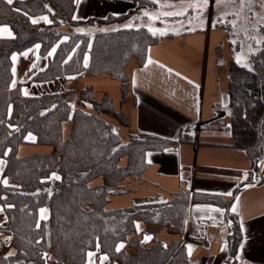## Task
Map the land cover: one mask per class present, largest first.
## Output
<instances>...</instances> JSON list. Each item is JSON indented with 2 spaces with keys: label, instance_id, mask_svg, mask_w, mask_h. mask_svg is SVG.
<instances>
[{
  "label": "trees",
  "instance_id": "1",
  "mask_svg": "<svg viewBox=\"0 0 264 264\" xmlns=\"http://www.w3.org/2000/svg\"><path fill=\"white\" fill-rule=\"evenodd\" d=\"M128 1L136 4L129 13L155 6L149 0ZM74 7L75 0H15L12 4L0 0V25L9 26L13 33L11 39L0 38V158L6 161L3 177L8 181L7 185L0 181V206L5 214L0 264H85L89 251L115 264H188L178 241L140 244L135 240L126 246L130 254L116 251L119 243L135 234L136 222L180 235L187 193L161 204L104 209L123 179L143 172L146 152L163 150L171 142L132 131L123 138L113 130L108 116L126 119L106 96L97 100L89 88L24 96L19 84H11V55L38 44L41 55L52 48L54 52L32 81L105 74L119 82L124 98L126 63L135 58L141 65L147 48L160 37L143 26L89 35L85 29L92 20L75 21ZM39 15H47L50 24H33L30 18ZM249 61L251 69L233 60L228 63V129L232 146L243 150L254 167L264 153V44ZM63 122L69 123L66 137ZM29 135L33 144L48 145L51 151L17 157L18 147L27 143ZM194 197L227 208L228 202L219 197ZM43 207L49 211L44 221L38 219ZM226 218L234 219L227 238L233 258L241 233L237 218L227 212ZM5 235L11 236L7 245L2 241ZM9 252L15 255L9 257Z\"/></svg>",
  "mask_w": 264,
  "mask_h": 264
},
{
  "label": "crops",
  "instance_id": "2",
  "mask_svg": "<svg viewBox=\"0 0 264 264\" xmlns=\"http://www.w3.org/2000/svg\"><path fill=\"white\" fill-rule=\"evenodd\" d=\"M193 3L198 4L200 0H155L151 9L129 13L136 4L128 0H75L73 19L92 20L85 29L89 35L130 28L127 25L143 26L152 34L159 35L160 39L147 48L141 65L135 58L126 63L124 98L119 82L105 74H79L44 82L32 81V77L47 67L54 52L52 48L43 56L38 44L11 55V84H19L24 96L68 90L78 92L84 88L91 89L97 100L105 95L126 119L127 128H120L125 134L132 131L171 142L163 150L146 152L145 168L135 180L139 183L134 188L135 196L129 198L136 205H144L165 203L179 193L188 194L182 233L171 235L161 228V231L156 230L159 233L156 234L157 240L168 243L178 241L185 245L190 264H225L229 258L227 238L230 234L225 218L227 212L237 218L241 232L240 244L231 261L234 264H264V182L247 181L252 171L251 161L243 150L232 146L228 129V63L233 60L239 66L251 69L250 56H245L248 66L239 64L243 62L244 54L234 52L235 44L237 41L239 45L244 43V37L236 40L228 36L223 26L211 27L209 22L199 30L178 34L162 31L164 23L175 26L187 16H166L164 13L195 12L194 8L188 7ZM144 12L149 15L145 16ZM119 16L126 17L115 19ZM33 19L37 21L35 24H50L47 15L31 17V22ZM2 28L9 29L11 36L9 32H0L1 39L13 38L9 26L0 25ZM248 28L246 23L242 24L239 35H243L244 30L248 33ZM68 132L69 123L63 122V137ZM183 135L185 138L181 140ZM32 142L33 136L29 135L27 143L18 147L17 157L51 151L48 145ZM5 166V159L0 158L1 182L4 181ZM241 184L244 185L233 195ZM194 196H217L222 202H228L227 208ZM126 205L125 199L117 197L112 198L106 208ZM0 209L3 208L0 206ZM41 209H46V213L42 214ZM48 217V209L40 208L39 220H47ZM4 221L5 214L0 211V225ZM136 230L141 232V236L153 232L151 225L142 222L136 223ZM86 264H96L92 254Z\"/></svg>",
  "mask_w": 264,
  "mask_h": 264
},
{
  "label": "rangeland",
  "instance_id": "3",
  "mask_svg": "<svg viewBox=\"0 0 264 264\" xmlns=\"http://www.w3.org/2000/svg\"><path fill=\"white\" fill-rule=\"evenodd\" d=\"M209 2H210L209 5L203 9H199L197 11V9L194 8L195 12L189 11V12L185 13L184 15H187V16L182 18L181 22H178V24L175 26H172L170 24L166 25V23H164L163 26H161L162 31L166 32L168 30L169 32H172L174 34H176V33L178 34V33H181L183 31L199 30V29H203V26L205 27L208 24V22L210 23L211 27L221 28L223 26V29H225V31L228 33L229 37L230 36L235 37L236 40H238L239 38L243 39V37H244L245 42L242 43L241 45H239V41H237L238 43H236V44L234 43L235 49H236V50H234V52H237L239 55H241V53L244 54L243 55L244 56L243 62H238V63L242 64L244 66H248V63L245 59V56L246 55L251 56V55L255 54L262 47V43L264 44V19H261L262 17H264V7H261L260 0H246V3L243 7H241L239 0H221L219 5H217L216 0H209ZM182 9H184V7L180 8V10H182ZM177 11H179V10H177ZM253 14H255L253 19H251V20L247 19V17L252 16ZM187 19L190 21H187ZM244 23H246L249 27L248 33H247V30H244L242 32L243 35H239L240 26L242 24L244 26ZM246 33L248 35H246ZM156 36L159 37V35H156ZM253 37L255 39H253ZM257 40H260L261 42L258 44V43H256ZM103 96H105V95H103ZM116 112H118V111H116ZM108 120L112 124L113 130L116 131L117 133H119L123 138H126V134L123 131V129L127 128V126H128L127 122H124L122 118L119 121V119L117 120V119L110 117V116H108ZM120 128H123V129L120 130ZM188 132H190V130ZM141 174H142V172H141ZM141 174L137 177H140ZM137 177H126L125 179H123L121 182V188H119V191L116 192L115 194L109 196V198H108V202H109L112 198L121 197V198L126 200L128 205L122 206V207H115V208L107 209L106 208V205L108 203L107 202L104 206V209L109 211V210H113V209L131 207V206L136 205L133 202H130L129 198L135 196L134 195L135 194L134 188H136V186L139 184V183L135 182V180L136 181L138 180ZM263 178H264V162H262V160H261L260 162H258L256 164V166L252 167V171L249 174V176L247 177V181H254L256 183H262ZM209 197H211V196H209ZM214 197H217V196H214ZM188 200H189V198H188ZM169 202H171V201H169ZM209 202H211V201L209 200ZM157 204H161V203H157ZM185 213H186V209H185ZM225 218H226V216H225ZM184 219H185V216H184ZM226 219H227V223L230 226V234H231V229L233 228V225H234V221H233L234 219L233 218H226ZM136 223H135V234H132L130 236V238H128L125 241V243L121 242L116 246V249H117L121 244L124 245V247L120 249V252L127 253L126 252V249H127L126 246H128V244L130 242H133L135 240L138 241V243L140 242V244H144V243H141L143 235H150L151 234L153 237L155 236V238H152L151 242L152 241H159V240H157V235H156V234L159 235V233L156 232V230H160L161 228H163V229L165 228V227H160V226H156V225H151V227L153 228V232H149L148 234H142V236H141V234H140L141 232H138L136 230ZM144 224H146V223H144ZM183 224H184V222H183ZM147 225H149V224H147ZM165 229L167 230V228H165ZM182 230H183V228H182ZM167 232H168V230H167ZM168 233L171 234L170 232H168ZM230 234H229V236H230ZM8 237H11V236L5 235L2 238V241L5 245L9 244V242L11 241V239L10 240L7 239ZM151 242H149V243H151ZM149 243H147V244H149ZM166 243H168V242H166ZM179 246L184 248V250L186 251L185 253H186L187 259L189 261V256H188L189 254L187 253L186 246L181 244V243H179ZM131 250L132 249H128V252H131ZM117 253H119V251H117ZM89 254H92L96 264H115L114 262H112L108 259H104L105 256L98 255L93 251H89L87 253L85 264L87 263V259H88ZM127 254H130V253H127ZM228 255H229V253H228ZM231 260H232V258L229 257L225 264H234L233 261H231ZM188 264H190V261Z\"/></svg>",
  "mask_w": 264,
  "mask_h": 264
},
{
  "label": "snow or ice",
  "instance_id": "4",
  "mask_svg": "<svg viewBox=\"0 0 264 264\" xmlns=\"http://www.w3.org/2000/svg\"><path fill=\"white\" fill-rule=\"evenodd\" d=\"M149 2H152V3H155V0H149ZM220 2H221V0H216V3H217V5H219L220 4ZM239 2H240V5H241V7H243L244 5H245V3H246V0H239ZM7 3H9V4H12L13 3V0H7ZM208 4H209V0H200V3H193V4H189L188 5V7H190V8H197V9H203V8H205V7H207L208 6ZM260 4H261V7H264V0H260ZM167 7H174L173 5H167ZM114 15H120L119 13H114ZM144 15L145 16H148L149 15V13L148 12H144ZM164 15H166V16H181V15H184V12H182V11H180V12H166V13H164ZM254 16H255V14H253L252 16H249V17H247V19H249V20H251V19H253L254 18ZM43 19H45V20H47V18L46 17H44ZM74 19H75V17H74ZM105 19H107V17H105ZM261 19H264V17H262ZM48 22H50V21H48ZM32 23L33 24H35V23H37V21L35 20V19H33L32 20ZM127 27H131V25H127ZM0 32H9V35L11 36V33H10V31H9V29H7V28H2V29H0ZM163 34V33H162ZM253 39H255L254 37H253ZM261 41L260 40H257L256 41V43H260ZM13 59H15V57H13ZM25 95H27V92H25ZM56 179H59V177H56ZM3 183L5 184V185H7V183H8V181L5 179L4 181H3ZM228 195H231V193H227ZM0 211H3V209H0ZM46 209H41V213L43 214V213H46ZM217 211H219L218 209H217ZM233 211H235V208H233ZM42 218H43V216H42ZM0 227H2V225H0ZM37 227H39V225H37ZM139 226H137V228H138ZM7 239H11V237H8ZM148 239H151L150 237H145V240L147 241ZM124 247V245L123 244H121L117 249H116V251H120V249L121 248H123ZM191 245H189L188 246V248H189V250H191ZM15 255V253L14 252H9L8 253V256L10 257V256H14ZM89 255H91V254H89ZM45 256H47V253H45ZM7 258V257H6ZM104 259H107V257L105 256L104 257Z\"/></svg>",
  "mask_w": 264,
  "mask_h": 264
},
{
  "label": "water",
  "instance_id": "5",
  "mask_svg": "<svg viewBox=\"0 0 264 264\" xmlns=\"http://www.w3.org/2000/svg\"><path fill=\"white\" fill-rule=\"evenodd\" d=\"M150 237L151 239H148L147 241L145 240V237ZM152 238H153V236L150 234V235H143V237H142V240H141V243H144V244H147V243H149V242H151V240H152Z\"/></svg>",
  "mask_w": 264,
  "mask_h": 264
}]
</instances>
